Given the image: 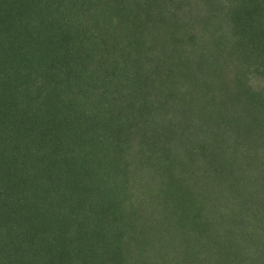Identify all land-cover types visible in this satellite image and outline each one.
Returning <instances> with one entry per match:
<instances>
[{"label": "trees", "instance_id": "16d2710c", "mask_svg": "<svg viewBox=\"0 0 264 264\" xmlns=\"http://www.w3.org/2000/svg\"><path fill=\"white\" fill-rule=\"evenodd\" d=\"M222 173L227 209L264 207V0H0V264H72L108 237L99 264H144L121 233L149 216L178 252L183 236L219 248L199 193ZM235 223L245 254L262 245Z\"/></svg>", "mask_w": 264, "mask_h": 264}, {"label": "rangeland", "instance_id": "374dc122", "mask_svg": "<svg viewBox=\"0 0 264 264\" xmlns=\"http://www.w3.org/2000/svg\"><path fill=\"white\" fill-rule=\"evenodd\" d=\"M206 50L213 51V47H206ZM169 62V61H168ZM231 67H236L235 63L230 62ZM170 69L165 71L164 79L168 77L169 74L172 73V70L169 72ZM145 74V70H142ZM169 73V74H168ZM171 76V75H170ZM165 81H161L159 85H164ZM145 83V82H144ZM143 83V84H144ZM164 88V87H163ZM163 88L161 90V93H163ZM163 137L161 136V139ZM177 143L174 142H166L165 146L163 145L164 151H161L159 155H164L165 159L169 158V153L167 149H171L173 152L172 156L174 159L179 158L181 154V149ZM239 157H236V160H238ZM173 159V160H174ZM241 160V159H240ZM241 161L240 163H242ZM216 168H219V165L215 166ZM171 172L180 174L179 173V167L178 165H173L171 167ZM258 170H260L258 168ZM137 174V173H136ZM138 175V174H137ZM141 175V173H140ZM185 173L182 177H184ZM264 175V174H263ZM135 178V176H134ZM235 179V178H234ZM233 179V181H234ZM189 184H195V178L192 177L190 179H187ZM227 180V182H225ZM233 181L231 175L228 177L225 174H220L218 176H211L210 178L208 176L204 177V184L202 185V190L200 191V197L204 198V204L205 199L210 196V200L213 201L212 206H207L206 209L202 214V222L205 221L210 223L211 226H209V230L205 233V235H208L212 232V235L216 238H220L221 246L219 248H216L218 245H210V247L205 246L206 241H193L188 236L186 238L178 237V246L179 251L176 250V247L174 248L172 245H175V237L176 232L178 231L175 228H170L169 230H166L164 225H162V221H155L150 222L149 218H147V221L145 219H142L145 224H143L142 227L151 228L152 232L143 229L146 233L149 234H143V231L141 233L134 232L133 229L128 231L126 234L123 232L122 229H120V232H123V241L124 236L127 239H132L133 241H136L137 244V250L141 251L144 250V252L150 253L147 255V261L144 262V264H226L227 262H230L231 264H235L237 262L239 264H264V239L262 245H252L254 248L251 251H247L245 254L244 251V241L241 240V238L237 237V233L239 234L238 226L235 221L237 219H241V221H248L249 227L256 225L257 236L260 235L264 231V222L263 224L257 221L253 214H249V209L251 210H258V211H264V207L261 205L259 208L257 207V200L254 198L255 195H248L246 198H240L242 203V206L237 207L235 204L230 205V207L227 209L225 206L226 202H230V199H232L234 196L238 198V192L236 189L239 188V185L235 187V183L233 186ZM148 185V183H147ZM153 185V184H149ZM156 188L159 190V183H154ZM141 184L137 185L135 184L134 189L140 190ZM235 190L234 194L233 191ZM143 191L141 188V191L139 192L136 201L139 202H146L144 199ZM224 198L227 199V201L224 200ZM160 200H163V197H159ZM258 199V198H257ZM259 200V199H258ZM150 207L148 210H150L153 205L148 204ZM162 206V205H161ZM232 206V207H231ZM184 209V208H183ZM241 209V210H240ZM263 209V210H262ZM162 210V209H161ZM219 210V211H218ZM196 211V210H194ZM220 212V213H219ZM242 212V213H241ZM251 213V212H250ZM149 214V213H148ZM158 219V218H157ZM172 225V222L170 223ZM260 224V225H259ZM127 225V223H126ZM226 228L225 234H222V232L219 234L218 230H220L221 227ZM130 227V225L128 226ZM229 228H232L231 230ZM160 232H165L164 234L160 235L158 238H154V236H157ZM189 232V231H188ZM195 231H193L194 233ZM250 234L253 232L251 231V228L249 229ZM248 232V233H249ZM196 233V232H195ZM153 234V235H152ZM186 234V233H184ZM190 234H192L190 232ZM227 235V240L224 243V237ZM250 236V235H248ZM193 235H191V238ZM148 238L151 242L150 245L148 243ZM177 238V237H176ZM87 242V241H86ZM105 247L101 246V241L96 240L95 245L93 243L91 244L90 249H88L89 253L85 254V257H81L80 254H78V257L74 258V261L72 264H99L102 262V259L107 255L108 252H110L111 243L116 244L117 241L111 237H108V240L106 241ZM250 243V240L246 241L245 243ZM91 243V241L89 242ZM172 250V251H171ZM215 251L216 254L215 255ZM94 252V253H90ZM143 252V251H142ZM143 264V263H142Z\"/></svg>", "mask_w": 264, "mask_h": 264}]
</instances>
